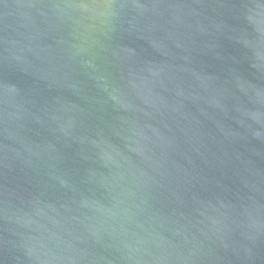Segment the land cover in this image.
<instances>
[{
  "label": "water",
  "instance_id": "95a60500",
  "mask_svg": "<svg viewBox=\"0 0 264 264\" xmlns=\"http://www.w3.org/2000/svg\"><path fill=\"white\" fill-rule=\"evenodd\" d=\"M0 264H264V0H0Z\"/></svg>",
  "mask_w": 264,
  "mask_h": 264
}]
</instances>
